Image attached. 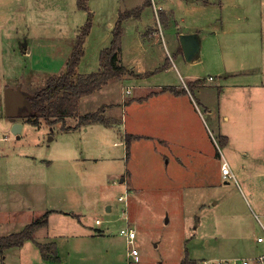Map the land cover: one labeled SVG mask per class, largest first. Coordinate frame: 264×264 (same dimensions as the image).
I'll use <instances>...</instances> for the list:
<instances>
[{
	"label": "rangeland",
	"instance_id": "1",
	"mask_svg": "<svg viewBox=\"0 0 264 264\" xmlns=\"http://www.w3.org/2000/svg\"><path fill=\"white\" fill-rule=\"evenodd\" d=\"M158 1L175 6L178 1L189 0H89L87 6L92 14V24L83 44L84 57L80 61L78 75L99 69V52L106 48L112 38V28L119 13L138 8L141 11L139 18L131 19L132 22L124 20L122 25V65L130 67L137 61H143V64L148 66L154 60L161 68L156 77L147 82V86L152 87L182 85L177 71L179 68L182 77L193 76L203 81L202 92L208 93L207 98L210 99L216 87L214 82L208 79L216 74L217 65L209 59V45L205 37L204 49L195 63L184 62V57L179 53L180 45L178 52L175 48L178 47V33L189 32L194 28L195 18L198 23L211 18L205 19L199 10V16L191 11H181V15L176 17V20L183 22L180 29L175 30L172 26L165 28L172 21V17L169 15L167 20H163V17L158 15L159 18H156L152 4ZM212 1L215 2L214 9L209 15L218 16L219 21L232 11L235 15H243V21L249 17L247 25L237 24V28L218 24L219 42L227 47L235 46L236 49L233 48L230 52H236L237 59L246 60L248 55L239 46L242 45L239 38L242 33L241 25L249 26L253 34L257 35H254V38L253 35L249 37L248 40L252 44H259L261 32L264 65V0ZM146 2H150V5H146ZM86 21L87 13L77 8V0H0V183L5 181L11 184L18 180V175L14 174L23 165L16 159L26 155L28 158L24 160L28 162V169L32 167L30 163L34 162L41 168L38 173L43 177L44 187L38 200L39 205L41 202L44 207L64 208L76 192L78 202L85 210L81 221L86 216L92 224L94 217H97L103 221L104 226H112L111 235L102 241V246H94V253L87 264H134L129 263L130 259L127 258L129 247H134L139 253L140 262L136 264H181L188 256L195 257L196 262L204 259L215 262L221 258H251L264 254V244L251 249L249 238L237 240L239 234L234 232L239 224L238 220L244 214L238 203L240 197L247 209L242 196L245 189L239 177L236 182L224 180L219 172V161L213 163L209 178L201 176L206 172L201 169L202 162L192 154L195 142L202 144L204 155L206 148H210L211 141L216 146L212 147L217 149L215 153H218V148L221 149L215 126L204 113V125L194 123L188 129L174 128L173 131L156 134L151 140L144 139L138 143L130 142L131 139L126 143L125 139V131L131 132L129 114L134 105L130 103L118 106L116 110L119 118H128L121 130L122 139L117 132L113 138L97 135L98 130L95 129L89 133H84L83 130L63 132L60 129L61 123L52 127L43 119L37 126L23 121L20 139L11 133L2 99L4 91L7 88H22L26 95L32 96L37 89L47 85L50 77L64 74L76 36ZM107 23H111V28ZM146 30V34H156L157 37L150 45H141V34ZM21 42L28 44L29 53L19 50ZM181 62L186 70L181 69ZM243 63L247 64L246 61ZM168 68L169 71L165 70ZM125 72H128L127 68ZM122 77L109 81L111 85H115V100L122 102L123 94L125 103L127 97H132L135 93L133 88L136 82L131 79L123 83L118 82ZM122 86L131 87L132 93L124 95L125 89L122 93ZM93 99L100 100L97 95ZM98 103L93 104L90 109L98 107L97 111L107 108ZM90 109L88 110L92 111ZM79 110L84 111V106ZM26 113L28 112L25 107L20 108L18 116L20 114L23 117ZM73 122L67 119L65 125L72 126ZM192 132L195 138H184ZM112 143L116 145L111 153L110 149L101 146H109ZM87 151L89 156L103 159H109L110 154H114L113 159L123 161L120 162L119 168L114 167L107 172L103 165L100 169L81 160L80 155L86 156ZM3 155L5 157H2ZM74 157L78 160L74 168L70 166L74 171L72 172L66 161ZM102 162L99 161V164ZM120 195H126L123 202L117 200ZM107 206H112L110 213H105ZM95 207L99 208L98 215L91 213ZM122 210H125L130 218V226L136 231L133 244L127 245L125 239L118 235L121 228L128 226ZM251 215L255 230L259 232L261 224H264V217L258 212ZM32 216L34 215H26L17 223H29L31 220L28 219ZM244 220L247 223V217ZM90 228L93 229L92 226ZM94 231L96 234L101 233L96 229ZM206 242H209L208 247ZM104 250L108 251L107 255L103 253Z\"/></svg>",
	"mask_w": 264,
	"mask_h": 264
},
{
	"label": "crops",
	"instance_id": "2",
	"mask_svg": "<svg viewBox=\"0 0 264 264\" xmlns=\"http://www.w3.org/2000/svg\"><path fill=\"white\" fill-rule=\"evenodd\" d=\"M214 4L215 2L212 0H189L188 2L178 1L175 6L167 5L160 1L152 4V9L156 18H159L158 15L163 17V20H167L169 15L172 17V21L169 22L165 28H170L172 26L175 30L180 29L179 27L183 22L182 20H176V17L181 15V11H191L196 16H199V13H197L199 10L202 11V16L205 19H208V17L211 18L210 20H201L203 23H198L195 18L194 28L189 32L178 33V47L175 46V49H177L176 52H178L180 45L179 37L182 35H190L195 38L198 45L197 53H195L191 62H187L185 58L183 59L184 62L192 64L200 59L202 49H204L205 46V37L207 44L209 45V59L217 65L216 74L213 78L210 77V81L214 82L216 87L210 99L207 98L209 95L208 93L205 94L202 92V89H204V82L193 76L182 77L177 66L175 67L179 73L182 85H160L152 87L147 86V82L156 77V70L160 69L158 66L159 64H156L153 60L148 66H146L143 64V61H137L134 63V66L128 67L122 65L121 56H119L120 65L126 67L128 72H125L122 80L118 82L123 83V81H129L130 79L136 82L135 88H133L135 91L133 96L127 97L124 103L123 94H121L122 102H119L117 99L118 102H116L115 85H111L110 81H108L107 85L100 90L90 94V96L80 98L76 116L65 118L66 120L71 119L74 121L73 125H65L67 128L66 130L60 129L63 132L71 133L80 130H83L84 133H89L92 129H95L96 131L98 130L97 135L100 134L105 137L109 136V138L115 137L114 133L117 132V135L122 139L123 135L121 130L128 118H125V120L124 118H119L116 114V110H118V106L120 107L123 104L130 103V105H134L129 114L131 120V132L127 133V131H125V137L130 136V142L136 141L138 143L140 140L144 139L151 140L156 134L162 135L163 133H167L166 131H173L174 128L181 127L188 129L192 127L194 123L204 125L202 115L204 113L215 126L219 136L221 149L218 148V153H215V150L217 151V149H212V147L216 148V146L211 141V144H209L210 148H206L207 152L204 155L202 144L195 142V148L192 154L194 158L196 157L202 162L201 169L206 172L201 174L203 178H209L215 161H219L218 168L220 173V166L224 161L230 168V171L234 174L235 182L236 178L239 177L241 185H243L245 189V194L242 192V196L249 211L246 209V206L240 197L238 203L240 204V207L243 208L242 212L244 214L241 215L242 218L238 220L239 224L234 229V232L239 234L236 237L237 240H241V238H249L252 243L250 248L255 249L264 244V242L257 241V237L264 231V224H261V230L257 232L251 215L252 213L255 215L256 212H258L264 217V65L262 61V37L260 32L259 44L257 42H253L254 44L250 43V40H248L249 37L253 35L252 38H254V35H257L255 33L253 34L249 26L241 25L242 33L239 34V38L242 40V45L239 46L241 50L246 52L248 57L246 60L237 59V53L230 52L233 48L234 50L236 49L235 46L230 45L227 47L226 44L219 42L218 37L220 32L217 29V25L222 24L227 28H237V24L247 25L249 17L243 21V15H235L232 11L226 15V18L223 17L224 19L219 21L218 16L209 15V12L214 9ZM262 7L264 8V3L262 4ZM131 19L135 18L131 17L125 19V21L128 20L132 22ZM107 26L111 28L112 25L111 23H107ZM148 30L141 34V45H150L157 37L156 34L153 36L146 34ZM160 33L162 36L163 32L161 31ZM161 38L163 41V37ZM255 41H257V39ZM141 45L139 44V46ZM104 49H101L100 52ZM19 50H23L24 53L30 52L28 44L22 42L19 43ZM179 53L183 58L184 55L181 45ZM243 61H246L247 64L244 65ZM80 63L81 62L78 64L77 72ZM181 69L186 70L184 63L182 62ZM165 70L169 71V68ZM146 73L151 74V76L146 75ZM80 75L85 76L88 74ZM163 87H173L178 93L169 90L162 91L161 89ZM130 88L131 87L124 88V86H122L121 92L123 93V90L125 89L124 95H130L132 93ZM19 89L25 94V91L22 88ZM39 90L40 89H37L34 94ZM127 90L129 93H127ZM95 95L100 99L99 101L93 99ZM2 99L4 103V95ZM96 102H99L98 104L100 105L107 106V108H104L102 116L110 119L111 123L108 126H104L101 123H90L88 125L78 126L77 117L79 115H85L96 111V108L98 107H93V110L90 109ZM98 104L96 106H98ZM82 106H84L85 110L80 112L79 108H82ZM88 109L92 111H89ZM27 114L28 113H26V115ZM25 116L22 117L19 114L15 120L17 123H21L20 133L24 127L22 122L24 121L28 123L25 120ZM41 119L42 118L40 117V122ZM6 120L8 121L9 128H11V121H9L8 118ZM55 124H60V122ZM187 137L195 138L193 132L184 136V138ZM115 145V143H112L109 146L101 144L105 149L111 150L109 153L113 152L112 149ZM21 156L28 158L26 155ZM110 156L109 159L107 157L103 159L92 155L89 156L87 151L86 156L80 155V158L87 162V164H93V166H97L100 169V166L103 165L108 172L114 167L119 168V164H121L120 162L123 161L121 157V160H118L117 158L113 159L112 157H114V154H110ZM2 157H5V155ZM24 158L16 159L17 162L23 165L20 166V169L14 174L18 175V180H14L11 184L5 181L4 183H0V238L5 237V235L20 232L25 225L39 219L46 213L49 214L47 216L46 225L40 227V229H37L34 232L32 240L24 241L21 247L8 248L0 255V264H87L88 259L92 257L91 254L94 253V246H102V241L106 240V238L109 237L108 235H111L112 228L110 227L112 226H104L103 221L101 220V225L99 227L107 230V233L102 235L101 233L96 234L94 229L98 230L97 227L95 228V225L93 223L91 224L86 216H84V220L81 221L80 219L83 217L82 214H84L83 212L85 210H83L82 205L78 202V197L76 196L77 193L74 191L73 196L67 201L68 205L64 208L44 207L41 202L39 205L38 200L43 193L44 187L43 177H40V173H38L41 168L36 162H34L30 163L32 167L28 169V162L24 160ZM77 160L78 159L74 157L73 159H67L66 162L69 167L71 166L74 168ZM99 161L103 162L99 164ZM35 169H38V171H34ZM71 171L74 172L72 168ZM107 172L106 174H108ZM9 186L12 187L9 188ZM239 188L242 190L241 187ZM4 194L6 195L4 196ZM95 208L96 209H93L91 213L98 215L97 213H100L99 208ZM111 210L112 206H107L105 213H110ZM26 215L34 216H32L31 219H28L31 220L29 223H17L20 221V218L22 219L26 217ZM245 217H247V223L246 220H244ZM96 218L97 217H94V219ZM129 219L130 218L127 217L126 214L125 221L126 224H128V227L130 226ZM90 226H92L93 229H91ZM37 244H52L54 249L51 251V256L53 259H56L57 262H54L51 259H43ZM206 245L208 247L209 242H206ZM244 247L247 248L245 245ZM129 249L127 252L128 259ZM95 250H97V248H95ZM246 251L248 250L246 249ZM107 252V250L103 251L105 255H107ZM258 256L247 259L254 260V258ZM185 259H187L186 264H201V262H196L194 260L196 259L195 257L191 258L188 256V258L186 257Z\"/></svg>",
	"mask_w": 264,
	"mask_h": 264
},
{
	"label": "trees",
	"instance_id": "3",
	"mask_svg": "<svg viewBox=\"0 0 264 264\" xmlns=\"http://www.w3.org/2000/svg\"><path fill=\"white\" fill-rule=\"evenodd\" d=\"M87 3L88 0H77V8L87 13V21L79 29V34L76 36L73 50L65 65L66 72L50 77L46 82L47 85L37 91L30 100L31 112L25 116V120L31 125L37 126L40 123L39 118L41 117L49 126L60 122L61 129L66 130L67 128L64 124L65 118L76 116L80 98L90 96L91 93L100 90L112 78L120 79L126 71V68L119 63L121 53L120 40L123 33L122 25L125 19L130 17L139 18L141 11L138 8L119 13L117 21L112 28L111 41L106 49L102 50L99 54L98 63L100 69L85 76L78 75L77 67L84 55L83 44L90 33L92 24V14L89 12ZM146 5H150V2H146ZM159 70L157 69L156 72ZM146 75H149V73H146ZM161 90L178 93L173 87H163ZM103 110V108H100L89 114L79 115L77 117V125L83 126L90 123H101L104 126H108L111 120L102 116ZM127 140H130V136L126 137V143ZM48 214L46 213L39 219L25 225L20 232L1 237L0 255L8 248L21 247L24 241L32 240L34 232L46 225ZM37 246L43 259H51L57 262L51 256V251L54 249L52 244H37ZM186 260L184 259L181 264H186Z\"/></svg>",
	"mask_w": 264,
	"mask_h": 264
},
{
	"label": "water",
	"instance_id": "4",
	"mask_svg": "<svg viewBox=\"0 0 264 264\" xmlns=\"http://www.w3.org/2000/svg\"><path fill=\"white\" fill-rule=\"evenodd\" d=\"M179 43L181 45L184 58L187 62H191L195 53H197L198 45L195 38L190 35L180 36ZM33 96H28L20 91V89L7 88L4 91L5 114L9 121L12 123L11 133L19 139L21 123H17L19 109L26 108L28 114L31 112L30 100ZM123 182V180H121ZM109 210V208H108Z\"/></svg>",
	"mask_w": 264,
	"mask_h": 264
},
{
	"label": "built area",
	"instance_id": "5",
	"mask_svg": "<svg viewBox=\"0 0 264 264\" xmlns=\"http://www.w3.org/2000/svg\"><path fill=\"white\" fill-rule=\"evenodd\" d=\"M209 80H211V78H209ZM127 93H129V91L127 90ZM221 175L222 178L226 181H234L235 177L234 174L230 171V168L227 166V164L223 161L221 166ZM126 198V195H120L118 197V202H123ZM122 215H126L125 210H122ZM93 224L95 225V227H97L98 230L96 231H100L101 233L106 234L107 230L106 229H101L99 226L101 225V219H94L93 220ZM135 231L134 229H132L130 226L128 227H124L121 228L118 231V235L123 237L125 239V241L127 242V245L129 244H133V240L135 238ZM257 241L258 242H264V231L261 233L260 236L257 237ZM130 248V247H129ZM129 263H138L140 261L139 259V254L138 251L135 248H130L129 249ZM201 264H264V254L254 258V260L251 259H247V258H236V259H218L217 261H211V260H203L201 261Z\"/></svg>",
	"mask_w": 264,
	"mask_h": 264
}]
</instances>
